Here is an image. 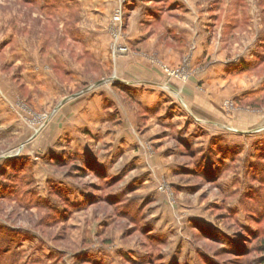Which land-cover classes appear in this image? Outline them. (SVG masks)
<instances>
[{
	"label": "rangeland",
	"instance_id": "obj_1",
	"mask_svg": "<svg viewBox=\"0 0 264 264\" xmlns=\"http://www.w3.org/2000/svg\"><path fill=\"white\" fill-rule=\"evenodd\" d=\"M263 238L264 0H0V264H264Z\"/></svg>",
	"mask_w": 264,
	"mask_h": 264
},
{
	"label": "crops",
	"instance_id": "obj_2",
	"mask_svg": "<svg viewBox=\"0 0 264 264\" xmlns=\"http://www.w3.org/2000/svg\"><path fill=\"white\" fill-rule=\"evenodd\" d=\"M194 21V20H193ZM181 21L179 20L177 23V25H184V26H186L187 25V23H184V22H181ZM194 30H195V33H196V28L194 27ZM187 36H185L187 39H188V41H189V39H190V37H188V34H186ZM136 37V38H135ZM182 37V36H181ZM132 41H135V43L138 41V42H142V40H143V37H142V35H140L139 37L137 36V35H134L133 34V37H132ZM200 47H197V49H196V51L197 52H195V55L197 56V55H199L200 54ZM131 63V64H130ZM129 64L131 65L129 68H127V72H129V70L130 69H133V67L134 68H138V71H134L133 73H136V72H139V69H143V68H145V66H146V63L144 62V61H140V62H130ZM222 68H220V70H219V72H217L216 70H213V68H211L210 69V73H209V76H210V78H212L211 77V74L212 73H214L215 75H217V73H219L221 76H222V72L223 73H225V71L227 70V69H229V68H226L224 65L223 66H221ZM227 71H229V70H227ZM134 76H136V75H134ZM207 79V78H202L201 80H197L194 84H191V83H189V85L187 86V91H186V94L187 95H191V97L193 96V98H196V99H202L201 97V94L197 91V89H195V87H194V85L196 84V83H202L201 81H204L205 82V85L207 86V88H212V87H216L218 84H219V87H221L222 86V79L220 78L219 80H217L216 78L215 79ZM140 80H141V78H140ZM132 80H128L127 82L125 81L124 83H126L125 84V87L129 90V95H130V97L131 98H135V99H139V98H141V100H140V102H142V103H144L145 102V100L144 99H146L147 100V102L148 103H150L151 105L154 103L153 101H156V103L158 104V103H161V99H159V96H158V93H159V91H157L158 89L156 88V87H153V84H151L150 82H147V80L145 81V80H142V81H139V82H131ZM149 84V85H148ZM150 85H152V86H150ZM125 88V89H126ZM109 89V88H108ZM126 89V90H127ZM109 92H110V90H109ZM218 92H214V94H213V99H212V97H211V100H210V102L208 101V105H210L211 107H213V102L215 103V101H217V100H219V98L221 97V93H218ZM110 94H111V92H110ZM160 95V94H159ZM152 96V97H151ZM154 97H156L155 99H154ZM93 100H95V97L92 99V101ZM194 101V103H195V100H193ZM156 104V105H157ZM145 105V104H144ZM147 105V104H146ZM147 108L149 109V110H155V108H154V106H151V108H149V106H147ZM152 110V111H153ZM81 113H83V112H81ZM82 115V114H81ZM192 143L195 145L196 143H194L193 141H192ZM66 151L65 150H63V151H57V150H55V149H50V150H48V151H46V152H44V153H42L41 155H45V156H47V157H56L57 155H62V154H66L65 153ZM84 160H86V159H84ZM108 161V163L110 164L111 163V160L109 159V160H107ZM98 162H103V161H98ZM83 163L84 164H87V163H89V161H83ZM142 228H143V230H144V232L146 233V234H148L147 233V231L149 230V228L147 227V226H142ZM149 233H151V232H149ZM155 239L158 241V240H160L161 238H158V237H154L153 236V242H155ZM161 241V240H160ZM138 253L139 252H135V250H133V249H128V248H126V247H122V248H120V251H119V256H120V258H123L124 260H126L127 262H131L132 264H136V263H138V264H145L146 262H148V261H146V259H145V257L146 256H143V255H140V256H138ZM123 256V257H122ZM142 256V257H141ZM135 257H137L138 259H135ZM170 257H168V255H164V253H160L159 254V260L161 261L160 262V264H180L179 263V261L178 260H176V259H172V260H170L169 259ZM147 260H148V258H147ZM157 261V260H156ZM100 264V263H99Z\"/></svg>",
	"mask_w": 264,
	"mask_h": 264
},
{
	"label": "trees",
	"instance_id": "obj_3",
	"mask_svg": "<svg viewBox=\"0 0 264 264\" xmlns=\"http://www.w3.org/2000/svg\"><path fill=\"white\" fill-rule=\"evenodd\" d=\"M198 229L200 230V234L203 235L204 238L209 239V240H211V241H215V239H214V238H211V236H206V235L204 234V233H205L204 230H201L200 228H198ZM141 233L146 234V233L144 232V230H142ZM261 242H262V244H261V246H260V250H259L258 253H264V238H263V240H262Z\"/></svg>",
	"mask_w": 264,
	"mask_h": 264
}]
</instances>
